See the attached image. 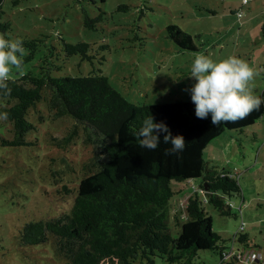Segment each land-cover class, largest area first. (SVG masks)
Here are the masks:
<instances>
[{"label":"trees","instance_id":"1","mask_svg":"<svg viewBox=\"0 0 264 264\" xmlns=\"http://www.w3.org/2000/svg\"><path fill=\"white\" fill-rule=\"evenodd\" d=\"M4 1L0 0V32L13 39ZM21 1L11 0V4L16 6ZM86 1L96 4L106 0ZM227 10L230 14L241 13L233 3H228ZM99 11L97 16L90 17L84 10L85 27L98 28L106 17L105 11ZM209 11L217 14L216 9ZM166 29L168 37L181 49H199L195 37L180 26L169 24ZM46 38L27 35L18 38L27 50L23 68L34 60L42 46L47 51L38 73L28 70L10 78L11 95L0 97V112L8 113V119L0 121V146L39 145L40 139L32 134L41 125L29 118V111L45 102L51 119L73 120L64 137H52L57 145L68 147L81 130L83 142L93 147V154L84 164L88 173L76 183L75 189L64 181L62 170L52 171L59 177L54 180L58 194L76 192L73 204L68 211L22 225L18 236L21 244L41 245L53 237L56 254L64 264H156L157 258L167 264H196L198 252L205 250L219 255L218 264H248L238 257L250 252L259 253L258 262L262 263L264 256L254 250L244 221L229 240L213 229L206 204L212 205L221 216L236 217L231 198L241 195L242 188L231 171L209 166L204 150L226 130L244 132L264 116V104L236 123L213 125L211 116L203 120L195 116L191 98L135 103L117 91L100 68L93 67L82 76L62 72L73 55L80 54L81 60L94 65V56L88 54L90 43H72L61 38L59 47L48 44ZM256 95L264 98V90ZM147 115H152L156 123L163 121L173 136L182 135L183 151L166 154L172 145L163 142L164 133L159 134L160 143L155 150L141 147L134 131ZM194 180L198 182L193 183ZM172 182L182 185L173 188ZM177 199L183 206L181 216L172 213V204ZM172 228L177 235L172 234ZM237 243L252 250L244 253L239 245L236 248Z\"/></svg>","mask_w":264,"mask_h":264},{"label":"rangeland","instance_id":"2","mask_svg":"<svg viewBox=\"0 0 264 264\" xmlns=\"http://www.w3.org/2000/svg\"><path fill=\"white\" fill-rule=\"evenodd\" d=\"M232 2L241 8L243 18L229 13L227 5ZM241 3V0H226V3L220 0H106L91 4L86 0H23L13 6L11 0H5L3 8L12 22L13 39L23 35L47 36L48 44L59 47L61 38L92 45L88 54L94 56L93 66L88 60H81L80 54L73 55L64 64L63 73L82 76L93 67L100 68L127 100L153 104L191 98L185 89L195 83L190 78L193 53H203L217 62L235 55L253 69H264V0H252L245 7ZM209 8L216 9L217 14ZM100 9L106 12V17L98 23V28L85 27L84 10L95 17ZM169 24L192 34L199 49H181L167 35ZM46 51L42 46L34 60L24 65L22 71L14 68L10 78L28 70L38 73ZM251 87L254 94L264 90V72L254 78ZM29 118L41 125L32 134L40 139L39 145L0 146V264H64L56 254L53 237L45 244L23 246L18 238L19 230L34 219L70 209L76 192L58 194L54 180L59 177L52 171L62 170L64 181L75 189L76 183L88 173L84 164L92 156L93 147L83 142L81 130L68 147L57 145L52 137H64L73 120L70 117L51 119L45 102L31 109ZM204 157L209 166L231 171L242 188L241 195L231 198L236 217L221 216L212 205L206 204L213 229L229 240L244 221L254 250L264 256V116L244 132L224 131L207 145ZM181 185L172 182L173 188ZM179 200L172 204V213L177 216L183 212ZM172 234L177 235L173 228ZM239 246L244 253L252 250ZM219 260V255L210 250L199 251L194 259L196 264H218ZM156 264L167 263L157 258ZM248 264H264V257L262 263L253 260Z\"/></svg>","mask_w":264,"mask_h":264},{"label":"clouds","instance_id":"3","mask_svg":"<svg viewBox=\"0 0 264 264\" xmlns=\"http://www.w3.org/2000/svg\"><path fill=\"white\" fill-rule=\"evenodd\" d=\"M238 15H240L238 13ZM7 33L0 32V97L11 95L8 81L12 70L22 71L27 50L23 41L8 39ZM190 78L195 83L190 89L191 102L195 105V116L207 119L211 116L213 125L236 123L247 118L253 111L259 110L264 98L254 94L251 82L264 72V69H253L249 63L235 55H230L219 62L203 53H193ZM8 119L7 112H0V121ZM155 133V134H154ZM160 133H164L163 142L172 147L166 154L183 151L185 139L182 135L173 136L163 122H154L152 115L143 118L134 135L141 147L155 150L160 143Z\"/></svg>","mask_w":264,"mask_h":264},{"label":"built area","instance_id":"4","mask_svg":"<svg viewBox=\"0 0 264 264\" xmlns=\"http://www.w3.org/2000/svg\"><path fill=\"white\" fill-rule=\"evenodd\" d=\"M251 0H242L243 4L248 3ZM239 17H241V13H239ZM232 252H236V251H232ZM242 255V254H241ZM243 257L239 256L238 258L242 261V262H246V263H251V261L253 260H258L260 261L261 255L259 253L256 252H250L248 254L242 255ZM225 264V263H222Z\"/></svg>","mask_w":264,"mask_h":264},{"label":"crops","instance_id":"5","mask_svg":"<svg viewBox=\"0 0 264 264\" xmlns=\"http://www.w3.org/2000/svg\"><path fill=\"white\" fill-rule=\"evenodd\" d=\"M254 1H257V0H253V2H254ZM232 3H233L234 6H236L234 2H232ZM249 4H250L249 2H248L247 4H243V3H241V7H245V6L249 5ZM236 8H237V7H236ZM240 9H241V8H239V11H240ZM243 17H244V16L242 15L241 18H243ZM240 211H241V208H240Z\"/></svg>","mask_w":264,"mask_h":264}]
</instances>
